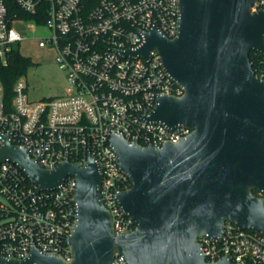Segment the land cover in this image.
I'll return each mask as SVG.
<instances>
[{
    "label": "water",
    "instance_id": "1",
    "mask_svg": "<svg viewBox=\"0 0 264 264\" xmlns=\"http://www.w3.org/2000/svg\"><path fill=\"white\" fill-rule=\"evenodd\" d=\"M253 0H179L173 38L156 25L144 42L123 54L147 60L156 49L183 94L159 95L146 117L191 132L160 147L112 133L110 144L131 186L117 194L137 224L115 234L100 196L102 172L92 156L78 166L67 159L45 169L23 146L5 138L0 161L20 166L39 189H53L68 175L77 181L75 221L68 236L71 259L32 247L22 260L4 264H112L119 252L128 264H246L228 256L207 262L200 234L218 238L224 221L264 234V79L249 52L264 54V10Z\"/></svg>",
    "mask_w": 264,
    "mask_h": 264
},
{
    "label": "built area",
    "instance_id": "2",
    "mask_svg": "<svg viewBox=\"0 0 264 264\" xmlns=\"http://www.w3.org/2000/svg\"><path fill=\"white\" fill-rule=\"evenodd\" d=\"M10 1L0 0V64H6L13 49L26 39L13 20L19 12L30 15V26L48 28V35L37 37L38 46L54 47L66 86L59 96L31 100L22 75L15 79L7 100L0 81V147L8 137L45 169L64 159L81 166L92 156L101 167L100 196L115 234L132 232L137 224L117 201V194L131 182L118 165L110 144L112 133L129 142L160 147L187 136L191 129L146 119L159 95L180 96L183 88L165 71L156 49L147 60L122 51L139 48L143 33L154 25L173 38L179 0H12L16 8L11 10ZM251 10H264V0H253ZM256 53L264 63V54ZM256 75L264 79V68H258ZM76 185L75 176L68 174L57 187L38 190L20 166L1 160L0 256L22 260L35 247L70 260L68 236L77 212ZM196 240L207 262L228 256L234 263L264 264V234L237 228L230 221H224L218 238L200 234ZM112 264L128 262L115 252Z\"/></svg>",
    "mask_w": 264,
    "mask_h": 264
},
{
    "label": "rangeland",
    "instance_id": "3",
    "mask_svg": "<svg viewBox=\"0 0 264 264\" xmlns=\"http://www.w3.org/2000/svg\"><path fill=\"white\" fill-rule=\"evenodd\" d=\"M30 20L21 15L13 20L15 27L26 37L17 45V48L21 54L31 59L23 75L27 85V95L31 100H48L63 93L66 86V74L56 61L54 47L38 46L37 37L48 35V28L44 24L32 27L28 24Z\"/></svg>",
    "mask_w": 264,
    "mask_h": 264
},
{
    "label": "trees",
    "instance_id": "4",
    "mask_svg": "<svg viewBox=\"0 0 264 264\" xmlns=\"http://www.w3.org/2000/svg\"><path fill=\"white\" fill-rule=\"evenodd\" d=\"M14 8H16V5L11 0L9 9L11 10ZM19 15L31 17L30 15L20 12ZM249 60L256 74H258V68H264V63L261 62V55L257 54L255 51L249 52ZM30 63L31 59L29 57L21 54L18 48H14L8 57L7 63L4 65L0 64V81L3 85L7 100H10L12 95V86L15 79L26 73Z\"/></svg>",
    "mask_w": 264,
    "mask_h": 264
}]
</instances>
